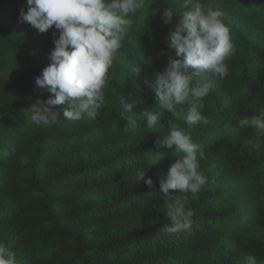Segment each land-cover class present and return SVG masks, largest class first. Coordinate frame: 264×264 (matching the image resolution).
Here are the masks:
<instances>
[{"label": "trees", "instance_id": "1", "mask_svg": "<svg viewBox=\"0 0 264 264\" xmlns=\"http://www.w3.org/2000/svg\"><path fill=\"white\" fill-rule=\"evenodd\" d=\"M179 3L147 0L132 17L95 119L66 120L61 110L57 123L40 126L31 108L52 94L35 81L51 63L58 30L40 33L21 22L27 0H0V242L15 251L17 264L264 260V148H254L255 128L241 123L264 106V0H202L222 13L235 52L224 79L204 74L210 123L193 128L184 123L187 105L176 115L163 112L145 83L169 57L182 59L169 46L182 17L163 19L164 8ZM146 110L161 115L153 132L145 127ZM172 124L205 152L200 169L208 186L188 196L192 229L169 235L159 231L171 203L160 180L178 157L157 141ZM137 168L152 188L137 181Z\"/></svg>", "mask_w": 264, "mask_h": 264}, {"label": "clouds", "instance_id": "2", "mask_svg": "<svg viewBox=\"0 0 264 264\" xmlns=\"http://www.w3.org/2000/svg\"><path fill=\"white\" fill-rule=\"evenodd\" d=\"M146 3L147 0H27V11L23 8L20 11L21 22L29 23L40 33L53 26L58 30L49 54L51 63L35 81L37 87L52 94L31 108V119L37 125L57 123L61 110L70 121H80L85 115L96 118L105 103L108 71L131 31L132 17L145 9ZM177 15L182 19L170 34L169 46L182 59L169 57L165 70L156 72L145 83L160 110L176 115L179 107L187 105L183 119L188 128L207 126L210 121L203 112V98L209 94L210 85L203 76L211 74L224 79L228 75L226 61L235 52L230 29L222 13L202 0H180L178 5L165 7L164 23H170ZM139 70V67L134 69ZM122 104L126 112H133V104L124 100ZM142 115L149 132L155 131L161 123L160 113L146 110ZM241 123L255 128L254 148L259 152L264 148V106L256 116ZM157 144L174 149L178 157L166 178L160 180L163 197L171 203L166 212L168 223L159 231L169 235L190 231L194 212L189 207L188 196L194 198L208 186V177L200 169V161L206 159L205 152L175 124L169 126L168 133ZM135 176L147 187L154 186L151 178L145 180V170L137 168ZM170 190L177 192L172 194ZM0 264H17L15 251L3 242H0ZM244 264H264V260L247 255Z\"/></svg>", "mask_w": 264, "mask_h": 264}]
</instances>
